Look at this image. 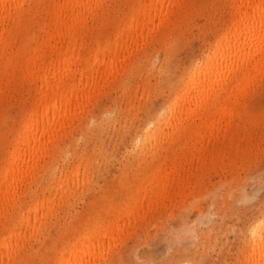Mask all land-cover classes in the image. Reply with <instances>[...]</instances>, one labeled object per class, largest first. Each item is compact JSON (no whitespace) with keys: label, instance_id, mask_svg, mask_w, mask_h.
<instances>
[{"label":"rangeland","instance_id":"1","mask_svg":"<svg viewBox=\"0 0 264 264\" xmlns=\"http://www.w3.org/2000/svg\"><path fill=\"white\" fill-rule=\"evenodd\" d=\"M46 4L47 0L40 5L43 11L21 13L20 27L26 26L22 41L39 27ZM228 4L229 0H187L170 22L152 24L114 67L103 71L98 68L101 57L96 59L92 80L82 86H86L82 105L38 165L36 177L53 182L52 189L31 183L38 186L33 194L38 200L51 196L60 176L73 190L58 197L59 214L43 230L27 237L20 262L43 264L48 257L46 264H53L67 240L78 237L77 227H85L83 216L101 214L114 223L118 215L112 212L131 204V196L129 202L125 198L145 179L154 177L160 178L154 187H164L166 197L156 199V206L139 208L140 215L127 231L120 230L110 242L104 264H176L186 259L191 264L252 262L254 228L264 215V135L257 134L251 147L249 128L264 131V85L235 106L239 114L232 124H237L240 133L231 134L233 128L229 122L226 127L224 120L221 137L212 136L192 152L195 162L185 170H169L168 155L158 169L157 152L167 153L171 145L185 148L186 137L173 139L170 133L162 136L158 132L147 147L152 152L137 146L140 135L153 133L155 121L166 120L168 103L179 119H186L188 110L195 107L194 98L187 97L189 75L214 47ZM136 7L137 0L102 4L82 43L91 45L92 51L116 42V32L125 24L123 14H131ZM90 52L85 53L91 56ZM230 101L222 102L228 112L233 111ZM23 105L24 96L14 91L1 102L0 166L15 143L19 125L25 123L20 116ZM27 192L23 202L30 198Z\"/></svg>","mask_w":264,"mask_h":264},{"label":"bare ground","instance_id":"2","mask_svg":"<svg viewBox=\"0 0 264 264\" xmlns=\"http://www.w3.org/2000/svg\"><path fill=\"white\" fill-rule=\"evenodd\" d=\"M43 1L0 0V105L11 91L21 93L24 105L20 116L25 122L19 125L15 143L0 166V264L24 263L20 262L19 254L27 237L43 230L59 214L62 204L58 197L73 190L60 176L51 196L38 200L33 197L38 186L31 183L52 189L53 182L36 177L38 165L82 105L81 96L86 88L82 86L92 80L96 59L101 57L98 68L103 71L114 67L120 55L145 35L152 24L170 22L187 2L137 0L136 9L123 14L125 24L117 30L116 42L91 51L92 46L82 40L96 11L111 0H47L46 15L39 27L22 41L26 26L20 27L21 13L40 10ZM227 7L214 47L203 54L189 75L191 91L187 97L194 98L195 107L188 110L186 119H179L174 116V106L168 103L164 109L166 120L155 121L151 135L147 132L138 137L137 146L142 151H149L147 147L151 146L154 133L161 132L162 136L170 133L173 139L187 138L185 148L171 145L167 153L157 152L158 169L168 155L165 162L169 170L175 167L185 170L195 162L192 152L207 144L212 136L221 137L224 120L226 127L228 122L231 124V134H239L240 128L232 124L239 114L235 106L264 85V0H229ZM87 51L92 55L88 56ZM229 99L232 112L222 105ZM179 108L180 104L175 109ZM257 134L264 135V131L249 128L251 147ZM222 136L225 137L223 132ZM159 180V177L145 179L137 191L128 195L125 199L129 202L131 196L132 202L119 212H112V216L118 215L114 223L104 220L101 214L96 218L83 216L85 227H77L78 237L69 238L61 257L52 263L104 264L110 242L127 231L131 221L140 215L139 208L143 204L144 208L156 206V199L166 197L168 191L164 187H154ZM165 181H170V174ZM26 192L31 195L23 202ZM260 220L254 228L250 264H264V215ZM55 246L59 247V243ZM48 259L45 257L43 264ZM190 262L178 260L176 264Z\"/></svg>","mask_w":264,"mask_h":264}]
</instances>
